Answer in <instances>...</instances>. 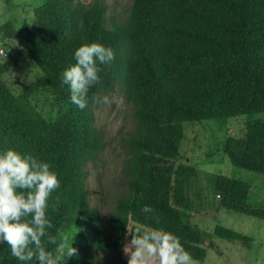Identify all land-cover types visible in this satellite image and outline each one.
<instances>
[{"label":"trees","instance_id":"16d2710c","mask_svg":"<svg viewBox=\"0 0 264 264\" xmlns=\"http://www.w3.org/2000/svg\"><path fill=\"white\" fill-rule=\"evenodd\" d=\"M102 18L97 0H42L28 24H0V32L18 43L0 60V151L31 154L56 173L60 187L48 199L46 214L53 224L48 232L60 242L71 214L81 216L78 264H128L120 254L124 235L131 238L128 230L138 224L172 232L192 258H200L205 234L190 221L183 191L195 169L175 160L180 124L264 110V0H130L122 23L106 26ZM91 42L110 47L115 59L98 62L100 83L89 90V98L117 83L136 115L127 138L126 190L115 196L107 223L88 203L84 185V161L95 157L101 141L89 104L78 108L62 82L64 69L75 63V50ZM23 54L39 72L14 93L1 71ZM41 88L53 95L52 118H44L29 101V94ZM219 144L233 164L264 173V117L244 121L240 135L226 134ZM212 183L225 207L264 218V204L246 203L243 180L216 173ZM145 206L153 213L145 214ZM212 231L248 242L246 235L219 223ZM47 239L42 243L54 250L57 245ZM96 251L103 256L97 258ZM0 264L39 262L18 261L0 243Z\"/></svg>","mask_w":264,"mask_h":264},{"label":"rangeland","instance_id":"374dc122","mask_svg":"<svg viewBox=\"0 0 264 264\" xmlns=\"http://www.w3.org/2000/svg\"><path fill=\"white\" fill-rule=\"evenodd\" d=\"M42 0H0V24L10 20L14 26L29 23L32 8ZM87 3L91 0H79ZM103 8L102 22L106 26L123 22L130 0H97ZM0 47L6 57L18 47L16 40L0 32ZM4 56L0 55V60ZM38 67L28 55H18L14 64L1 71L9 89L16 93L27 82L38 75ZM97 96H107L109 103H89L92 124L100 138V146L95 157L86 159L83 167L86 198L96 208L98 215L106 223L108 211L117 194L126 190L124 176L129 161L128 136L133 132L136 115L132 102L121 85L113 83ZM30 103L43 115L52 118L56 105L51 91L41 88L28 96ZM264 117V110H256L232 115L212 116L199 120L183 121L182 135L177 142L178 156L175 160L192 165L195 173L184 181L185 207L190 221L202 229L205 237L200 242L204 251L200 258H192L194 264H264V218L225 207L220 202V194L214 189L212 180L216 173L243 180L247 185L246 203L264 204V173L233 164L220 148L219 142L226 135H240L244 121ZM214 223H219L248 237L229 240L213 233ZM83 230L82 218L71 214V221L59 232V240L73 235L72 246ZM212 242L209 245L208 240ZM131 238L124 235L121 256L127 259L124 245ZM100 258L103 253L96 251ZM60 264H78L77 256L67 258Z\"/></svg>","mask_w":264,"mask_h":264},{"label":"clouds","instance_id":"9594fccd","mask_svg":"<svg viewBox=\"0 0 264 264\" xmlns=\"http://www.w3.org/2000/svg\"><path fill=\"white\" fill-rule=\"evenodd\" d=\"M6 60V52H0ZM75 63L62 73V82L68 85L70 99L81 110L93 103H109L107 96L93 95L89 90L100 83L99 64L108 65L115 59L114 51L98 42L85 43L74 52ZM60 187V181L47 162L31 154H21L13 149L0 151V243L10 248L18 261L34 259L39 264H60L67 258L78 255L71 240L63 236L60 242L48 229L53 227L46 214L51 193ZM58 203V202H57ZM55 207V205H54ZM145 214L153 213L145 206ZM157 224L159 218H155ZM131 240L124 245L128 264H194L189 252L179 238L163 228L138 224L129 231ZM47 236L48 250L42 238Z\"/></svg>","mask_w":264,"mask_h":264},{"label":"built area","instance_id":"2783aa9c","mask_svg":"<svg viewBox=\"0 0 264 264\" xmlns=\"http://www.w3.org/2000/svg\"><path fill=\"white\" fill-rule=\"evenodd\" d=\"M0 52H4V50H3V48H2V47H0Z\"/></svg>","mask_w":264,"mask_h":264},{"label":"crops","instance_id":"0c3cea01","mask_svg":"<svg viewBox=\"0 0 264 264\" xmlns=\"http://www.w3.org/2000/svg\"><path fill=\"white\" fill-rule=\"evenodd\" d=\"M122 249V248H121Z\"/></svg>","mask_w":264,"mask_h":264}]
</instances>
